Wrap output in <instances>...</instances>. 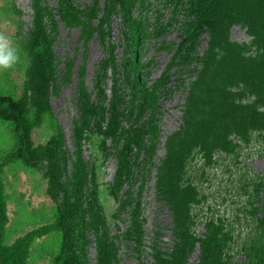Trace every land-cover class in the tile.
<instances>
[{
	"label": "trees",
	"instance_id": "1",
	"mask_svg": "<svg viewBox=\"0 0 264 264\" xmlns=\"http://www.w3.org/2000/svg\"><path fill=\"white\" fill-rule=\"evenodd\" d=\"M161 1L171 14L166 18L158 10L151 19L143 14L151 8L148 0H93L86 8L77 0H56V5L33 0L22 94L0 92V120L10 123L16 139L0 158V264H31L36 241L54 231L61 234V241L59 250L50 254L51 264H120L122 252L139 262L150 255L154 264H187L196 250L198 264H228L233 237L226 226L210 219L201 234L195 230L193 206L199 191L190 166L197 155L211 164L219 153L234 154L239 141L264 133V0ZM12 10L18 12L14 3ZM114 17L121 21L125 51L121 58L107 37ZM60 22L80 27L85 41L95 32L107 38L108 53L91 87L85 81V67L79 70L72 148L50 101L53 92L69 83L73 66L72 61L60 66L56 50ZM233 25L244 27L251 42L232 40ZM171 29L179 31L181 39L162 73L149 84L143 73V46L147 38H160ZM204 35L207 46L201 52ZM108 68L110 96L105 87ZM180 88L187 91L182 122L166 136L165 153L156 163L162 102ZM42 126L51 134L36 146L33 132ZM91 136L98 139L100 156L116 158L108 191L117 202L114 217L125 226L115 231L101 200L98 160L88 161L84 155ZM17 163L43 172L54 213L47 224L11 240L4 175ZM154 166L156 199L172 218V244L164 247L154 239L147 251L141 196ZM260 206L256 235L244 251L245 264H264V200Z\"/></svg>",
	"mask_w": 264,
	"mask_h": 264
},
{
	"label": "rangeland",
	"instance_id": "2",
	"mask_svg": "<svg viewBox=\"0 0 264 264\" xmlns=\"http://www.w3.org/2000/svg\"><path fill=\"white\" fill-rule=\"evenodd\" d=\"M150 9L143 14L154 19L158 10L167 18L171 14L169 6H162L161 0H148ZM56 5V0H50ZM15 4L18 12L12 10ZM33 0H0V32L8 35L19 52V62L12 69L0 70V92L22 94L25 79L27 58L25 43L28 32L33 24ZM81 7L92 5L93 0H77ZM108 39L115 44V54L121 58L124 54V39L121 33V21L114 17L110 23ZM230 37L237 42L250 43L252 37L240 25H233ZM181 39V33L171 29L160 38H147L142 50L141 60L144 64V79L151 84L164 70L171 59L172 47ZM207 46L204 35L199 50ZM56 50L61 68L69 61L73 62L71 79L63 84L57 92L51 95V105L58 122L61 124L67 144L72 148L71 127L78 115L76 103L79 70L85 67V81L89 87L100 63L107 56V38L95 32L85 41L80 27H66L60 22V34L56 42ZM112 75L108 68L106 91L111 94ZM186 89L175 90L163 99V115L161 119L162 136L155 161L159 162L165 153L166 136L177 130L182 122V106L186 97ZM51 130L47 126L36 128L33 132L35 145L43 144L50 137ZM96 136L86 139L84 155L88 161L98 160L99 181L101 183V200L113 231L117 226L124 227L123 220H117V202L108 191V185L113 180L116 170V158L100 156ZM16 139L10 123L0 120V158L10 151ZM190 176L199 191V200L193 206L195 230L201 234L205 223L212 219L222 222L233 237L229 247L230 260L228 264H245L244 251L256 235L261 217L260 201L264 200V133H253L248 142L239 141L234 154L219 153L214 162L205 164L204 159L197 155L190 166ZM8 193L9 231L11 240L26 232L47 224L54 213V203L46 194L47 183L42 171L25 169L20 163L7 167L4 175ZM156 167L154 166L147 178L142 192V213L146 219L145 243L147 251L151 242L157 239L164 247H170L172 237L170 225L172 218L166 208H163L155 194ZM160 227V228H159ZM159 230V233L157 232ZM61 234L54 231L38 239L33 247L31 264H51V255L60 248ZM90 257L95 256V248H90ZM120 264H154L152 257L146 255L142 262L129 254L122 252ZM187 264H198V250L194 251Z\"/></svg>",
	"mask_w": 264,
	"mask_h": 264
},
{
	"label": "clouds",
	"instance_id": "3",
	"mask_svg": "<svg viewBox=\"0 0 264 264\" xmlns=\"http://www.w3.org/2000/svg\"><path fill=\"white\" fill-rule=\"evenodd\" d=\"M19 59L18 49L14 46L12 39L5 33L0 32V70L14 68Z\"/></svg>",
	"mask_w": 264,
	"mask_h": 264
}]
</instances>
